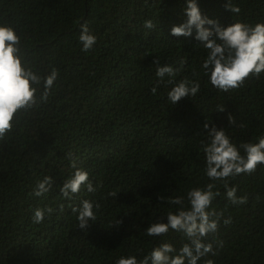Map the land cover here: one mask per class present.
<instances>
[{"label":"trees","instance_id":"1","mask_svg":"<svg viewBox=\"0 0 264 264\" xmlns=\"http://www.w3.org/2000/svg\"><path fill=\"white\" fill-rule=\"evenodd\" d=\"M227 3L198 0L202 14L222 26L264 22V0H232L239 15L226 10ZM185 6V0H148L147 5L145 0H0V25L21 37L22 58L41 74L51 67L60 71L50 102L21 111L13 132L0 142V264H115L121 256L142 258L163 242L179 249L186 242L182 234L152 238L144 229L175 211L158 197L185 195L210 182L200 147L206 141L204 123L225 128L237 144L264 135V75L238 92L222 93L201 74L198 95L174 106L167 99L171 85L152 94L157 57L161 65L187 61L177 81L193 78L206 58L195 30L189 38L170 34L172 26L186 21ZM148 19L157 29L143 27ZM84 22L98 37L88 54L78 40ZM218 105L226 111L216 112ZM229 114L245 127L230 126ZM69 152L93 186L99 185L95 193L84 189L71 201L59 192L73 171ZM44 175L53 179L52 190L31 195ZM230 186H238L237 196L247 195L248 203L232 206L219 187L212 207L230 216L232 224L221 220L224 247L204 259L264 264V166ZM83 199L101 205L87 230L77 227L69 207ZM37 207L57 211L37 225L30 211ZM117 220L122 224L115 225Z\"/></svg>","mask_w":264,"mask_h":264},{"label":"clouds","instance_id":"2","mask_svg":"<svg viewBox=\"0 0 264 264\" xmlns=\"http://www.w3.org/2000/svg\"><path fill=\"white\" fill-rule=\"evenodd\" d=\"M148 0H145L147 5ZM183 15L184 23L172 26L171 36L189 38L195 30V40L206 52L201 71H193L192 77H184L177 81L185 69L187 61L180 58L175 64L161 65L157 57L153 64L156 66L155 75L158 78L151 89L153 95L161 85H171L167 99L174 106L182 99L194 98L201 90V74L208 77V83L222 93L238 92L253 79L259 80L264 75V22L249 24L237 21L228 26H222L216 20L203 15L198 0H185ZM226 10L239 15V6L228 0ZM208 27H205V26ZM144 28L157 29L153 20H145ZM79 43L81 51L90 53L98 42V37L89 28L87 22L80 24ZM21 37L9 25H0V142L14 130V121L21 111L47 105L55 95L56 82L60 71L51 67L50 71L41 74L28 64L21 55ZM167 77V79H166ZM224 105H218L216 112H225ZM229 125L243 129L244 124H237L231 114L227 117ZM206 131V141L200 142L201 151L205 157L204 172L210 181L203 187H193L185 195L175 197H158L160 202L176 206L175 211L169 210L164 218L150 224L144 229L145 235L152 238L166 237L170 231L183 235L185 243L177 249L170 242H163L138 258L135 255L121 256L115 264H198L202 259L204 264H215L213 259L224 247V241L218 233L223 220L224 226L232 224V218H224L223 211L217 212L212 207L215 199L221 195L219 187L225 190L226 198L232 206L239 207L248 203L247 195L237 196L238 186H230L231 181L241 175L251 176L259 167L264 166V135L256 137L255 143L241 142L237 144L227 134L225 128H217L208 122L203 125ZM72 173L59 188L60 195L71 201L82 190L95 193L99 185L93 186L88 171L79 166L74 153L66 154ZM54 181L49 175H44L32 189L35 197L46 196L53 188ZM109 196H117L110 192ZM72 214L77 217V227L87 230L89 222L97 221L96 212L101 205L88 199L80 201V206L69 205ZM34 224H41L47 216L49 219L57 211L52 207H37L30 209ZM64 211V205L58 210ZM166 220V222H165ZM122 224L117 220L115 225Z\"/></svg>","mask_w":264,"mask_h":264}]
</instances>
